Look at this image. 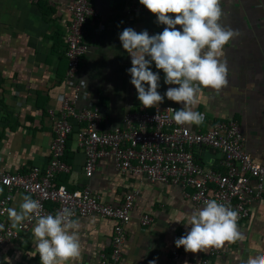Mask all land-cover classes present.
I'll return each instance as SVG.
<instances>
[{"label": "crops", "instance_id": "crops-1", "mask_svg": "<svg viewBox=\"0 0 264 264\" xmlns=\"http://www.w3.org/2000/svg\"><path fill=\"white\" fill-rule=\"evenodd\" d=\"M72 1L0 0V171L25 174L32 167L44 168L49 160L53 127L47 111L57 115L60 96L72 93L65 77L64 40ZM89 1L98 15L89 19L84 29L87 53L76 80H85L86 86L81 88L76 108L96 109L102 117L100 128L106 130L121 126L129 112H153L162 107L179 110L182 105L166 97L156 108L141 106L128 74L131 57L119 40L125 28L147 31L152 36L165 26L158 24L151 13H130L131 5L139 0ZM220 6V25L238 32L220 57L227 64L228 83L220 90H203L193 110L202 113L204 120L187 127L204 132L216 122L236 120L245 150L253 161L264 163V0H221ZM150 69L159 76L157 91L161 96L168 88L178 87L164 83V73L154 62ZM197 158L214 168L220 162V155L210 150L198 151ZM63 161L69 171L55 177V186L69 191L88 187L98 201L110 206L120 205L127 193L140 191L126 225L119 264H149L153 259L156 264H198L205 257L209 248L193 254L182 247L178 248V257H172L175 240L190 231L185 214L203 208L194 207L179 187L121 175L111 157L100 159L93 175L86 178L85 156L74 137L67 141ZM251 184L254 187L253 181ZM262 184L264 189V179ZM185 191L192 193L193 189ZM4 193L0 186V198ZM25 196L15 190L9 208L20 211ZM47 208L53 206L48 204ZM248 210L249 218L238 224L243 238L226 243L209 264H246L249 256L264 255V191L262 200L251 203ZM142 215H150V225L140 224ZM6 219L10 221L7 215ZM74 220L80 224L81 255L70 264H99V255L109 251L112 221L96 215ZM35 224L0 248V264H40L32 235Z\"/></svg>", "mask_w": 264, "mask_h": 264}, {"label": "built area", "instance_id": "built-area-1", "mask_svg": "<svg viewBox=\"0 0 264 264\" xmlns=\"http://www.w3.org/2000/svg\"><path fill=\"white\" fill-rule=\"evenodd\" d=\"M68 10L71 19L64 36L65 77L72 85V93L60 96L57 115L52 110L47 111L52 122L53 139L46 166L32 167L25 174L0 171V186L5 189L0 198V224L3 225L0 248L28 232L36 221L33 217L13 228L6 219V209L13 192L18 190L39 201L42 215L55 216L63 208H69L74 212L72 219L96 215L111 220L109 251L99 255V264L120 263L127 235L126 225L140 191L129 192L120 205L110 206L98 201L88 187L69 191L63 186H55V177L69 171L63 156L67 141L72 137L84 153L83 173L86 178L93 175L100 159L111 157L121 175L140 176L151 184L177 186L194 207H204L205 201L215 200L239 213L238 224L248 219V206L259 203L263 198L264 163L253 161L245 150L244 138L236 120L219 121L209 130L194 132L187 125L179 126L173 121V113L168 110L172 107H162L153 112H129L121 126L106 130L100 128L102 117L96 109L76 108L82 88L76 75L87 53L84 29L87 21L97 17L98 13L89 0H73ZM129 12L150 13L139 2L131 5ZM75 124L82 126L76 128ZM200 150L219 154L218 167L201 164L197 158ZM186 188H192V193L186 192ZM47 204L53 208L48 209ZM151 222L150 215L140 218L142 226ZM181 236L183 234L178 238ZM219 253L221 248H209L198 264H209L210 259ZM171 254L177 258L178 248L175 247Z\"/></svg>", "mask_w": 264, "mask_h": 264}, {"label": "clouds", "instance_id": "clouds-1", "mask_svg": "<svg viewBox=\"0 0 264 264\" xmlns=\"http://www.w3.org/2000/svg\"><path fill=\"white\" fill-rule=\"evenodd\" d=\"M139 3L165 27L152 36L132 28H125L119 34L123 50L131 57L128 74L137 99L148 109L158 107L166 97L182 105L179 110L168 109L177 125H200L204 116L193 107L204 89L220 90L227 85V64L220 57L224 46L238 32L220 25L221 0H139ZM153 62L157 70L163 71L165 84L178 86L168 88L164 96L157 91L159 76L150 69ZM80 84L86 86L85 80ZM19 207L20 211L6 209L7 216L13 228L35 217L32 235L40 264H70L80 257V224L72 219V210L63 208L55 216L42 215V205L29 196L23 198ZM185 215L190 231L174 243L186 253L222 248L243 238L238 229L239 213L215 200L205 201L202 209ZM149 264H156V260ZM246 264H264V255L249 256Z\"/></svg>", "mask_w": 264, "mask_h": 264}, {"label": "trees", "instance_id": "trees-1", "mask_svg": "<svg viewBox=\"0 0 264 264\" xmlns=\"http://www.w3.org/2000/svg\"><path fill=\"white\" fill-rule=\"evenodd\" d=\"M48 205V204H47Z\"/></svg>", "mask_w": 264, "mask_h": 264}]
</instances>
